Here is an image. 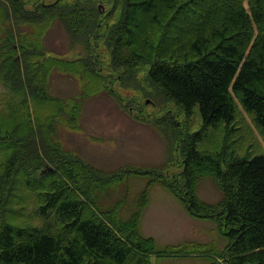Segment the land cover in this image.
I'll return each mask as SVG.
<instances>
[{
	"label": "trees",
	"instance_id": "16d2710c",
	"mask_svg": "<svg viewBox=\"0 0 264 264\" xmlns=\"http://www.w3.org/2000/svg\"><path fill=\"white\" fill-rule=\"evenodd\" d=\"M105 2L102 13L96 0H0V264H151V256L264 264V150L241 148L231 138L244 122L240 106L264 143V0ZM54 22L69 37L64 54L79 48L72 56L44 46ZM54 71L76 77L85 95L107 91L124 108L120 90L144 71L185 116L198 114L200 130L221 125L229 159L200 151L199 131L179 138L177 174L164 173L165 163L96 170L59 139L60 126L80 128L83 93L50 92ZM160 108L169 122L171 108ZM162 130L170 155L177 148L172 131ZM197 169L217 181L218 201L197 195ZM131 174L150 179L122 220L117 208L126 196L104 210L94 193ZM154 183L191 216L214 223L226 243L182 240L159 248L142 235L141 212Z\"/></svg>",
	"mask_w": 264,
	"mask_h": 264
},
{
	"label": "rangeland",
	"instance_id": "374dc122",
	"mask_svg": "<svg viewBox=\"0 0 264 264\" xmlns=\"http://www.w3.org/2000/svg\"><path fill=\"white\" fill-rule=\"evenodd\" d=\"M96 6L97 9L105 11L108 4L105 0H96ZM44 46L52 53L65 56H72V53L79 49L76 47V52L64 54L70 48V42L58 22L52 23L46 31ZM144 75V71L140 72L131 86L120 90L122 96L126 98L123 101L126 106L124 108L107 91L85 95L76 77L65 72H52L48 88L50 92L64 98L73 96L78 91L83 93L80 128L70 130L63 126L59 127L58 136L63 146L82 157L96 170L113 172L126 166L145 168L165 163L163 171L170 175L177 174L182 169V147L180 149L182 138L185 139L187 135L190 138L192 133L200 131L201 141L196 147L216 158L228 160V156L222 155L227 151L230 153L231 150L223 148L226 138L221 125L200 130V118L196 112L185 116L184 112ZM3 89L0 84V92ZM161 106L171 108L167 114L173 115L172 122L162 120L161 116L166 111H162ZM238 107L239 115L244 122L239 125L240 129L236 128L237 131L232 133L231 138L236 140L241 148L251 145L252 149L264 150L261 134L250 117L240 106ZM162 129L168 133L169 130L172 131L169 137L172 142L171 148L174 144L177 147L170 155L166 132ZM181 136L183 137L179 139ZM200 173L203 174L198 177ZM156 177L158 180L161 179L160 176ZM149 179L148 176L131 174L124 183L121 182L108 190L96 191L94 199L99 207L108 210L117 200L126 196L124 203L117 208L119 218L125 220L131 213L133 201ZM193 179L196 182V193L201 200L213 203L221 198L222 192L217 181L204 169L194 171ZM176 180L175 183L180 185L181 177ZM27 217L34 220L28 213ZM139 229L142 235L152 236L159 248L182 240L211 242L217 247H222L226 243L224 238L219 237L214 223L205 218L191 216L181 202L159 183L151 184L148 188V203L141 212ZM150 261L151 264H207L205 258L193 256L162 258L151 256Z\"/></svg>",
	"mask_w": 264,
	"mask_h": 264
},
{
	"label": "bare ground",
	"instance_id": "6f19581e",
	"mask_svg": "<svg viewBox=\"0 0 264 264\" xmlns=\"http://www.w3.org/2000/svg\"><path fill=\"white\" fill-rule=\"evenodd\" d=\"M24 62H25V61H24ZM24 62H23V63H24ZM19 65H20V64H19ZM24 65H25V64H24ZM23 69H24V68H23ZM24 70H25V69H24ZM25 138H26V137H25Z\"/></svg>",
	"mask_w": 264,
	"mask_h": 264
}]
</instances>
